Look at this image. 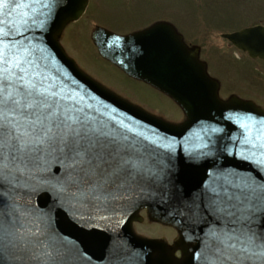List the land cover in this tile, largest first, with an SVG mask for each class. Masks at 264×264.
I'll use <instances>...</instances> for the list:
<instances>
[{
	"label": "water",
	"instance_id": "obj_1",
	"mask_svg": "<svg viewBox=\"0 0 264 264\" xmlns=\"http://www.w3.org/2000/svg\"><path fill=\"white\" fill-rule=\"evenodd\" d=\"M23 2L29 3L30 0ZM86 5L87 0H60L43 26L40 24L44 19L41 15L24 26L22 36L13 32V38L33 47L30 59L39 64L38 70L49 78L48 83L55 84L57 90H62L64 94L75 97L79 106L98 116L102 122L117 127L122 122L135 130L129 132V135L164 131L167 134L212 133V139L209 140L212 141V151H216L212 153V174L216 169L217 175L233 172L237 178L246 175L245 179L249 182L264 184V165H257L251 159H248L247 164L242 155L225 152L222 140L224 138L238 150L244 151L245 146L246 152L254 151L252 144L245 143V140L249 136L255 138L258 134H264V128L256 125L249 133L241 123L245 117L264 121V112L237 99L221 101L218 98L219 85L208 77L196 53L187 49L174 29L154 27L132 37L120 38L119 44H113L116 38L114 35L99 29L94 34V40L101 53L128 74L153 84L174 98L188 117L181 126L165 124L149 116L106 92L75 68L59 47L56 37L66 23L81 17ZM25 12L27 8L17 9L10 19L17 23L22 19L28 20L23 15ZM35 12L39 13L37 9ZM256 32L249 30L243 34L256 36ZM29 36L33 39L27 41ZM236 37L231 36L232 39ZM252 41L253 44L257 43L255 39ZM257 53L262 55L264 49L262 52L258 49ZM67 72L75 73L77 78H65L68 77ZM212 128L220 131L212 132ZM132 135L135 137V134ZM191 143L193 145L185 146L180 142L175 158L196 156L194 151L185 152L186 149L197 147L194 140ZM181 149L184 152L179 151ZM67 163L62 157L53 154L48 158L46 168L41 166L31 173L28 183L35 187L45 179L65 178L69 172ZM157 169L158 179L141 181L123 192L120 198L109 201L77 199L73 195L77 191L75 185H70L63 200L51 195L50 189L40 188L39 194L31 196H28L29 189H21V194L34 210L44 233L28 239L42 246L28 244L30 252L10 247L4 254L3 264H52L42 253L54 256L55 264H207L206 257L209 255L212 238L208 246L204 247L205 242L197 237L202 183L199 184L200 180L191 177V172L180 165L174 171L160 165H157ZM170 175H174L173 179ZM143 207H149L154 219L161 218L181 227V239L172 250L162 242L134 234L132 222L138 219V212ZM29 227L35 230L34 224ZM176 249L182 250L180 260L174 258L173 251ZM33 255L39 256V259H33Z\"/></svg>",
	"mask_w": 264,
	"mask_h": 264
},
{
	"label": "snow or ice",
	"instance_id": "obj_2",
	"mask_svg": "<svg viewBox=\"0 0 264 264\" xmlns=\"http://www.w3.org/2000/svg\"><path fill=\"white\" fill-rule=\"evenodd\" d=\"M59 2L0 0V17H4L0 19V264L10 247L30 252L28 244L42 246L28 239L44 233L21 189H29L28 196L39 194L40 188L50 189L51 195L63 200L70 185H75L77 199L100 202L120 198L141 181L159 178L147 144L128 134L135 130L122 122L118 127L102 122L79 106L75 97L57 90L38 70L39 64L30 59L33 47L13 38V32L23 35L28 22L10 19L15 10L39 5L44 10L43 26ZM119 41L116 37L113 44ZM256 125L264 128V121L245 117L241 123L249 133ZM245 143L252 144L254 151L244 158L264 165V134L249 136ZM53 154L68 162L67 176L31 186V173L46 168ZM222 181L211 188V204L224 223L209 233L212 243L207 264H264V184L233 179L231 174L224 175ZM41 255L55 264L50 253ZM32 258L38 260L39 256Z\"/></svg>",
	"mask_w": 264,
	"mask_h": 264
},
{
	"label": "rangeland",
	"instance_id": "obj_3",
	"mask_svg": "<svg viewBox=\"0 0 264 264\" xmlns=\"http://www.w3.org/2000/svg\"><path fill=\"white\" fill-rule=\"evenodd\" d=\"M89 7L88 13L84 16L80 24H76L72 28V34L67 35L64 48L67 53L77 61L78 64L88 73L98 78L101 82L109 87L120 91L126 97L136 100L138 104L146 108L159 109L163 114H169L170 116L180 119L177 108H174L173 104L164 98L161 94L157 93L142 82L133 80L125 76L117 68H114L107 62L103 61L97 54L95 46L92 42V32L94 30V24L116 34L125 35L131 32L133 29L139 28L137 23L138 13L144 14L148 0H143V5L139 10V5L134 0H88ZM158 4V8L163 3L167 9V15L169 19L177 22V24H184L186 17L189 20L187 24H195L197 26H208L207 24H214L212 2L207 3L199 0H155ZM211 1V0H209ZM243 2V0H241ZM153 3V1H152ZM235 8V5L232 6ZM229 9V15L231 14V8ZM156 7H154L155 11ZM233 12V11H232ZM158 13L161 15L160 10ZM233 19L236 20L233 16ZM205 28V27H204ZM203 28V29H204ZM212 61V57H210ZM264 75H256L251 72H244L242 75L233 76L234 87L239 90L234 94L240 98L247 99L252 98L258 103L264 106ZM225 85L227 86L226 78H223ZM258 87V88H257ZM175 109V110H174ZM149 224L143 226L137 225L136 230L138 233H149ZM152 230V229H150ZM150 232L149 234H151Z\"/></svg>",
	"mask_w": 264,
	"mask_h": 264
},
{
	"label": "flooded vegetation",
	"instance_id": "obj_4",
	"mask_svg": "<svg viewBox=\"0 0 264 264\" xmlns=\"http://www.w3.org/2000/svg\"><path fill=\"white\" fill-rule=\"evenodd\" d=\"M167 1V0H165ZM137 3H143V0H136ZM235 5V8L232 6ZM152 1L148 0L147 8L144 14L141 15L137 21V25L140 26L138 30L147 28L154 23V17L158 18V11L160 10L159 20H168L166 6L162 3L161 7L156 6L155 16L154 10H151ZM212 7L221 10L223 7L233 10L240 9V19H233V15L226 19H219L212 24V29L207 30L204 28L200 30L198 26L187 24L189 21H185V24H176L180 33H182L184 39L189 45L201 43L205 50V45H212V74L216 76L227 75L232 71H240L239 67L241 63L233 61L232 56L238 52L245 56L255 67L258 65L260 72L264 71V60L251 59L247 53H244L225 38L226 35L233 34L242 31L246 28L264 27V0H212ZM158 21V20H156ZM155 21V22H156ZM137 29V28H136ZM202 50V51H204Z\"/></svg>",
	"mask_w": 264,
	"mask_h": 264
}]
</instances>
